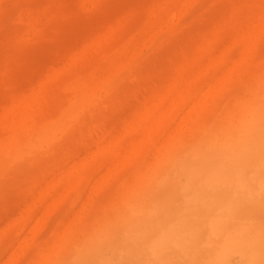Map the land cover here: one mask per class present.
Wrapping results in <instances>:
<instances>
[{
  "label": "rangeland",
  "instance_id": "374dc122",
  "mask_svg": "<svg viewBox=\"0 0 264 264\" xmlns=\"http://www.w3.org/2000/svg\"><path fill=\"white\" fill-rule=\"evenodd\" d=\"M263 134L264 0H0V264H249Z\"/></svg>",
  "mask_w": 264,
  "mask_h": 264
},
{
  "label": "bare ground",
  "instance_id": "6f19581e",
  "mask_svg": "<svg viewBox=\"0 0 264 264\" xmlns=\"http://www.w3.org/2000/svg\"><path fill=\"white\" fill-rule=\"evenodd\" d=\"M246 132V139H249L248 128H246ZM236 146L238 148L237 152L231 160V165L234 166L235 172L239 171V168L242 167V165H244L245 163H248L249 161L250 166L252 167L255 174H258L259 170L264 167V134L260 138L253 139L252 144L249 145V147H246L243 142H239ZM218 168L219 167H216L215 170L217 176H220V172L222 173L223 171ZM235 177L238 181H242V176L240 172H236ZM220 203L221 215L218 219H216L214 223L220 224L222 219H233L234 223H236L237 225L239 221H236L235 219V212L237 211L238 203L233 200L231 201V198L227 195L222 201H220ZM228 235L232 236L237 242L245 240L243 236L238 234L229 232ZM252 242V257L249 261V264H264V227H262V225H260L259 230L256 231L254 240Z\"/></svg>",
  "mask_w": 264,
  "mask_h": 264
}]
</instances>
